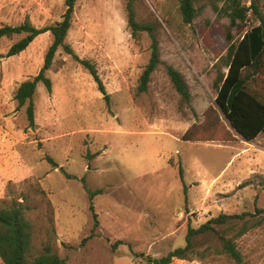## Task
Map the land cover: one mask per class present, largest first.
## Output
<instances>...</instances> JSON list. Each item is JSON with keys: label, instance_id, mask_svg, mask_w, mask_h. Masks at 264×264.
I'll use <instances>...</instances> for the list:
<instances>
[{"label": "rangeland", "instance_id": "obj_1", "mask_svg": "<svg viewBox=\"0 0 264 264\" xmlns=\"http://www.w3.org/2000/svg\"><path fill=\"white\" fill-rule=\"evenodd\" d=\"M65 1L0 0V27L53 25ZM232 11V0H198L186 24L179 0H138L137 20L157 24L161 57L139 93L148 34L132 36L124 0H77L66 41L97 68L110 104L88 71L59 49L47 72L52 91L37 87L34 129L15 94L39 73L53 36L41 34L11 57L6 53L24 35L0 41V202L26 199L35 254L49 244L68 264H147V256L184 247L189 227L264 208V132L245 141L215 102L217 77L227 73L226 34L237 41L246 29L231 24ZM167 65L183 74L189 102ZM186 133L194 140H184ZM198 240L206 255L183 264H264V220L236 240L242 263L215 252L216 236Z\"/></svg>", "mask_w": 264, "mask_h": 264}, {"label": "trees", "instance_id": "obj_2", "mask_svg": "<svg viewBox=\"0 0 264 264\" xmlns=\"http://www.w3.org/2000/svg\"><path fill=\"white\" fill-rule=\"evenodd\" d=\"M126 1L127 21L132 36L138 37L146 32L151 39V55L145 66L138 85V92L148 90L154 72L161 64L160 46L156 36L157 24L155 22H139L136 16V3L138 0ZM77 0H66V10L62 19L53 25L37 28L30 21L12 26L0 27V41L3 38H12L15 35H24L11 45L5 57L18 55L41 34L50 32L53 41L47 50L43 66L39 73L30 79L21 82L16 90L15 100L17 109L26 106V117L29 127L34 129L35 103L34 97L40 82L44 83L48 92L52 91V80L47 72L51 69L56 53L62 49L76 62L81 64L92 76L103 98L110 104V95L98 73L97 68L87 59L80 58L66 38L72 26L73 14ZM198 0H179V11L182 20L191 24L196 16V3ZM231 24L237 28H246L243 36L233 40L231 33L226 34L228 50L226 55L227 73L217 77L215 102L227 119L230 127L247 142L254 141L264 132V11L261 0H232ZM167 74L182 100L189 102L191 94L183 74L174 66L167 65ZM260 83V84H259ZM189 133L184 135V140ZM52 163L53 160L48 158ZM183 177V171H180ZM97 190L91 197L100 193ZM94 211V206L91 207ZM26 199L15 200L11 203L0 202V259L3 264H68L51 245L46 244L42 252L35 254L33 246L34 223L29 218ZM95 228L99 226L98 215L94 212ZM264 208H257L255 213L220 214L201 224L199 227H189L184 247L170 251L160 258L147 256V264H183L194 260L196 256H205L206 251L197 250L198 239L204 236H216L221 248L215 252L224 253L242 263V255L237 249L236 240L251 229L262 224ZM222 227H225L221 230ZM232 233L231 236L228 234ZM91 236H94L92 233ZM89 238V237H88ZM121 244L118 241L113 245L116 249Z\"/></svg>", "mask_w": 264, "mask_h": 264}]
</instances>
